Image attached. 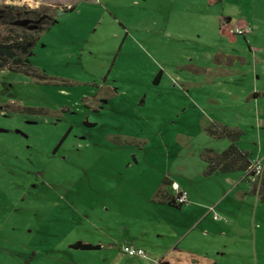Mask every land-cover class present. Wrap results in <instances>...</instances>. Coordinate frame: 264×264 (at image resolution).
<instances>
[{
    "label": "rangeland",
    "instance_id": "obj_1",
    "mask_svg": "<svg viewBox=\"0 0 264 264\" xmlns=\"http://www.w3.org/2000/svg\"><path fill=\"white\" fill-rule=\"evenodd\" d=\"M207 1L0 0L51 13L24 56L43 77L0 70V264H264L253 182L201 156L217 122L264 161V0Z\"/></svg>",
    "mask_w": 264,
    "mask_h": 264
},
{
    "label": "trees",
    "instance_id": "obj_2",
    "mask_svg": "<svg viewBox=\"0 0 264 264\" xmlns=\"http://www.w3.org/2000/svg\"><path fill=\"white\" fill-rule=\"evenodd\" d=\"M74 5L64 8L61 12L71 11ZM55 12L53 11L52 14ZM51 16L49 10L41 11L39 8H29L18 6L16 4L0 5V70L9 69L15 72H25L26 74L35 75L40 78L43 75L38 74L36 69L25 61V49L33 47L38 37L37 26L43 20ZM225 22H229L225 20ZM236 29L246 31V25L241 20H236ZM220 33L227 32V27L220 25ZM231 36L233 34H230ZM243 35V34H242ZM206 132L213 138L225 137L229 140V144L222 151H214L206 149L201 156L205 162L204 175H212L215 173H228L233 171H241L244 178L249 179L248 171L253 163V158L249 150L241 149L237 145V141L242 136V131L228 127L217 122H210L205 127ZM250 180V179H249ZM259 184V185H258ZM253 190L264 201V163L261 175L253 182ZM157 199H163L169 205L179 208L183 203L177 202L176 197L166 196L161 186L155 193ZM75 248L92 249L98 248L99 245L90 243L76 242L72 245Z\"/></svg>",
    "mask_w": 264,
    "mask_h": 264
},
{
    "label": "built area",
    "instance_id": "obj_3",
    "mask_svg": "<svg viewBox=\"0 0 264 264\" xmlns=\"http://www.w3.org/2000/svg\"><path fill=\"white\" fill-rule=\"evenodd\" d=\"M95 1H98V0H95ZM70 6L71 5H68L67 8H69ZM229 32L235 33V34H244V30L236 29V28L235 29L230 28ZM262 170H263V163L261 161L253 160V163L250 166V170L248 171L249 179L252 182L256 181L258 177L261 175ZM177 195H178L176 198L177 202L183 203V204L187 202L186 193L184 191L179 192ZM208 210L213 211V208L210 207ZM215 217L216 215L214 213L213 218ZM122 250L127 255L133 256V257H145L146 255V252L144 249L137 247L133 245L132 243L124 244L122 247Z\"/></svg>",
    "mask_w": 264,
    "mask_h": 264
},
{
    "label": "crops",
    "instance_id": "obj_4",
    "mask_svg": "<svg viewBox=\"0 0 264 264\" xmlns=\"http://www.w3.org/2000/svg\"><path fill=\"white\" fill-rule=\"evenodd\" d=\"M214 2V0H208L207 1V3L210 5L211 4V2ZM225 20H228L229 22H225ZM220 21H221V19H220ZM241 21H243V20H241ZM230 22H231V20H230V18L229 17H226L225 19H224V21L223 22H220V25L221 24H227V26L228 27H230ZM244 22V21H243ZM244 24H245V22H244ZM220 25H219V27H220ZM246 25V24H245ZM219 34H220V36L223 38V39H225V40H227L229 43H231V42H234L237 38H236V35H238V34H233L232 36L230 35V34H232V33H229L228 31L226 32V33H224V34H221L220 33V30H219ZM215 58H216V56H215ZM252 90H255V91H253V95H258V94H261V95H263L264 96V91H257L258 89H252ZM227 126V125H226ZM238 129V128H237ZM240 130V129H239ZM241 138V137H240ZM240 140V139H239ZM238 140V141H239ZM237 141V142H238ZM238 145V144H237ZM241 149H243V148H241ZM245 150H247V149H245ZM250 151V150H249ZM251 152V151H250ZM251 155H252V152H251ZM262 163H264V161H261ZM204 164H205V162H204ZM204 168H205V166H204ZM203 171H204V169H203ZM243 173V172H242ZM215 174H217V173H215ZM215 174H212V175H215ZM205 176H210V175H205ZM243 180H246V181H251V180H249V179H245L244 178V176H243ZM161 187V186H160ZM159 187V188H160ZM164 189V194L166 195V196H170L167 192H166V190H165V188H163ZM158 190V188L156 189V191ZM253 192H255L254 190H253V188L251 189ZM156 191L154 192V195H153V200L155 201V202H157V203H160V204H163V205H169L167 202H165L163 199H161V200H159V199H157L156 198V196H155V193H156ZM189 194L190 193H187L186 192V197H187V199H188V197H189ZM171 197V196H170ZM173 197V196H172ZM183 205V204H182ZM182 205L179 207V208H181L182 207ZM169 206H172V205H169ZM172 207H174V206H172ZM176 208V207H175ZM179 208H177V209H179ZM206 215H207V213H206ZM201 217H202V213L201 214H198L197 215V217H195L194 219H192V222H194V224L192 225V226H194V225H197L199 222H200V220H201ZM133 245H135V243L133 242V241H130ZM135 246H137V247H140V248H142L143 249V247H142V245H141V243H139L138 245H135Z\"/></svg>",
    "mask_w": 264,
    "mask_h": 264
},
{
    "label": "flooded vegetation",
    "instance_id": "obj_5",
    "mask_svg": "<svg viewBox=\"0 0 264 264\" xmlns=\"http://www.w3.org/2000/svg\"><path fill=\"white\" fill-rule=\"evenodd\" d=\"M222 25L226 26V27H227V29H228L227 31L229 32V30H230V27H228V26H227V24H222ZM229 33H230V32H229ZM232 34H235V33H232Z\"/></svg>",
    "mask_w": 264,
    "mask_h": 264
}]
</instances>
